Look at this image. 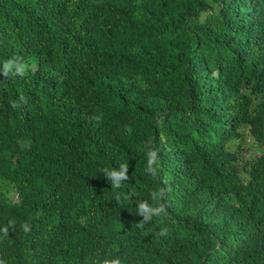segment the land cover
I'll use <instances>...</instances> for the list:
<instances>
[{"label":"trees","instance_id":"obj_1","mask_svg":"<svg viewBox=\"0 0 264 264\" xmlns=\"http://www.w3.org/2000/svg\"><path fill=\"white\" fill-rule=\"evenodd\" d=\"M12 57L5 264H264V0H0V72ZM138 199L167 215L137 227Z\"/></svg>","mask_w":264,"mask_h":264},{"label":"clouds","instance_id":"obj_2","mask_svg":"<svg viewBox=\"0 0 264 264\" xmlns=\"http://www.w3.org/2000/svg\"><path fill=\"white\" fill-rule=\"evenodd\" d=\"M27 66L19 60L17 57H12L10 59H7L3 63V69L2 73L5 77L9 76L10 74L12 76H21L23 77L25 75ZM21 100L24 98L21 97ZM13 107H16L17 105L15 103L12 104ZM97 121H99L100 117H95ZM147 155V166H146V173L150 176H156L158 172V153L154 148L149 147V150L146 153ZM128 169L129 164L128 163H122L119 165L118 168H113L111 170L104 169L103 172L106 174L107 180L111 181V187L114 189H119L122 185V182L127 181L129 179L128 175ZM134 195V194H133ZM162 195V193L153 192L151 195V199L153 201H158L159 197ZM116 199L119 201L121 199L120 195L116 196ZM124 199H129L128 195L124 196ZM137 214L139 216L143 217V220L140 221L137 224V227L142 228L145 223L150 222L153 217H160V216H166V207L163 203H155V204H149L147 200L138 199L137 200ZM22 229L25 233H28L31 231L30 226L27 223H24L22 226ZM0 231L3 232L5 236L8 235V228L5 227L3 229H0ZM167 232L166 228H161L159 235H165ZM0 264H5V261L0 259ZM95 264H123L121 258L114 257V258H107L105 257L102 260H99L95 262Z\"/></svg>","mask_w":264,"mask_h":264},{"label":"rangeland","instance_id":"obj_3","mask_svg":"<svg viewBox=\"0 0 264 264\" xmlns=\"http://www.w3.org/2000/svg\"><path fill=\"white\" fill-rule=\"evenodd\" d=\"M246 142H249L248 140Z\"/></svg>","mask_w":264,"mask_h":264}]
</instances>
